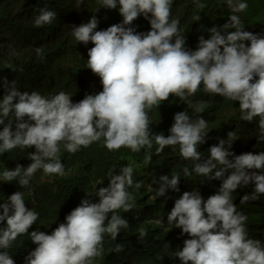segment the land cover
Instances as JSON below:
<instances>
[{
    "label": "clouds",
    "instance_id": "9594fccd",
    "mask_svg": "<svg viewBox=\"0 0 264 264\" xmlns=\"http://www.w3.org/2000/svg\"><path fill=\"white\" fill-rule=\"evenodd\" d=\"M102 7L117 9L122 23L106 30L97 29L93 16L87 23L72 26L71 35L79 42L94 46L88 50L87 68L97 75L102 84L98 94H86L73 103L71 96L61 91L46 97L38 91H19L16 81L0 78L5 93L0 97V154L20 147H34L29 153L31 163L19 164L2 172L3 182L17 180L27 187L37 170L45 174L63 176L65 168L59 159L61 145L69 153L87 148L93 142L103 141L109 150L121 147L139 152L153 147L157 154L166 146H179L181 156L193 162L198 175L220 180L216 194L206 200L198 191H185L175 200L167 221L181 229L190 238L175 252L181 264H264V244L250 238L245 227L247 217L237 211L232 193L241 185L254 183V191L241 198L245 203L264 195V152L234 155L228 150L232 141L221 139L208 149L202 159L198 146L205 143L208 122L198 115L195 119L187 111L174 115L169 135L150 134L148 112L174 95L185 101L195 113H203L206 102L194 104L189 99L203 86L206 93L239 102L241 119L252 122L259 117L258 126L264 139V36L242 30L240 17L233 14L221 28L208 30L209 38L199 37L196 50L185 47L179 20L171 19L172 0H101ZM233 13L247 9L243 2L225 0ZM198 8L204 5L197 3ZM150 14V19H149ZM149 20L150 31L137 33L127 27L139 16ZM56 13L39 9L34 26L52 23ZM199 19V17H198ZM234 29V30H230ZM174 41V42H173ZM248 41L246 45L244 42ZM43 58V48L35 49ZM12 123H5L9 116ZM234 136L229 132L227 137ZM238 139V138H237ZM151 156L146 157V163ZM230 172L225 177V173ZM184 176L191 173L183 168ZM133 167L121 168L119 174L108 173V186L100 187L95 195L98 202L82 199L51 234L32 231L38 213L25 206L23 195L16 191L0 203V264H14L6 249L22 234H30L37 247L25 257V264H94L103 255V240L108 234L116 240L128 221L116 214L130 211L135 205L128 191L133 185ZM179 175L159 177V196L171 189L179 192ZM135 187H141L137 183ZM112 213L110 216L109 214ZM161 223V221H157ZM147 233L139 230V238ZM168 247V245L166 244ZM123 250L117 244L114 251Z\"/></svg>",
    "mask_w": 264,
    "mask_h": 264
},
{
    "label": "trees",
    "instance_id": "16d2710c",
    "mask_svg": "<svg viewBox=\"0 0 264 264\" xmlns=\"http://www.w3.org/2000/svg\"><path fill=\"white\" fill-rule=\"evenodd\" d=\"M234 2L246 3L248 7L242 12L233 13L225 0H172L170 20H179L186 49L196 50L200 36L208 39V30L213 26L221 28L233 14L240 17L244 27L242 30L264 36V0ZM197 3L204 7L198 8ZM41 8L54 11L56 18L50 24L35 27L34 18ZM93 16L98 20L95 30H106L123 20L118 8L102 7L101 0H0V78L16 81L21 92L38 91L43 96L51 97L63 91L71 96L73 103L82 100L86 94H98L102 91L100 79L87 68V53L94 45L91 42L87 45L79 43L71 35L72 26L87 23ZM127 27H133L137 33L151 30L149 20L143 15ZM244 43L247 45L249 42ZM38 47L43 48V58L36 54ZM4 93V87L0 86V97ZM189 99L194 104L206 102L204 112L195 113L184 100L170 95L168 100L148 112L150 134L153 137L161 134L167 137L174 123V115L186 110L193 119L201 115L208 122L205 143L198 146L202 159H207L208 149L221 139L226 140V144L236 139L228 148L234 155L264 152L259 117L252 122L243 121L238 101L206 93L203 86ZM5 123L14 126V117L10 115ZM232 131L234 136L227 137ZM157 147L154 139L151 149L145 147L139 152L125 147L109 151L102 140L93 142L87 148L81 147L76 153L67 152L61 145L59 159L64 165L65 174L49 175L42 169L37 170L27 187H21L18 178L12 182L2 180L5 168L12 170L17 164L27 167L31 163L29 153L35 152L34 147L14 148L0 154V203L7 202L10 195L20 191L25 206L38 213L37 221L28 232L51 234L60 223L65 222L66 215L82 199L98 202L95 193L100 187L108 186L109 172L119 174L122 167L130 165L133 167V185L128 191L134 197L130 202L135 206L128 212L120 209L116 213L127 219L129 227L121 229L116 240L105 234L103 255L97 257L94 264H181L175 252L182 249L184 240L190 237L167 221L168 213L183 192L198 191L206 200L217 193L221 181L212 180L211 174H196L193 162L181 156L178 145L166 146L159 154ZM149 155L151 162L146 163ZM185 167L191 173L187 177L183 173ZM248 171L264 172V169ZM228 174L230 172H226L225 177ZM162 175H169L170 178L179 175V192L169 189L164 196H159V177ZM137 183L141 184L138 189L135 187ZM253 191L254 183H249L247 186L241 185L231 195L237 211L247 217L245 227L249 237L264 244V195L256 200L249 198L245 203L240 202L244 195L250 197ZM158 220L161 223H157ZM5 223L0 221V228ZM140 229L147 233L143 239L139 238ZM117 244L122 245V251H114ZM36 247L30 234H22L6 251L12 256L14 264H25V257Z\"/></svg>",
    "mask_w": 264,
    "mask_h": 264
}]
</instances>
